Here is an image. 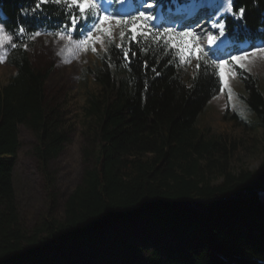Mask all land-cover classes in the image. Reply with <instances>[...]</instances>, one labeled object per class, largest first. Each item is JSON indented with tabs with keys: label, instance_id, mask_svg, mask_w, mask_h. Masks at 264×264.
<instances>
[{
	"label": "trees",
	"instance_id": "16d2710c",
	"mask_svg": "<svg viewBox=\"0 0 264 264\" xmlns=\"http://www.w3.org/2000/svg\"><path fill=\"white\" fill-rule=\"evenodd\" d=\"M35 7L36 0H0V25L16 45L8 43L6 50L15 73L0 86V264L35 258L41 264H137L131 235L138 226L162 240L146 250V264H264V136L254 170L235 173L228 154L213 157L223 144L206 140L195 127L221 89L212 54L195 53L200 67L186 82L176 51L154 42L156 27L132 40L121 24L111 40L104 34L95 64L82 70L83 169L56 209L50 164L67 134L60 111L46 98L49 71L35 67L29 51L34 34L55 35L71 9L51 0L33 12ZM230 7L222 20L231 54L243 50L239 44L245 41L248 49L264 45V0H234ZM241 7L244 16L236 19ZM79 28L71 34L80 39ZM121 43L130 49L127 59L117 47ZM233 70L243 85L241 100L264 129V81L237 66ZM88 78L99 85L98 93ZM20 126L36 138L34 151L52 202L31 224L19 212L13 182ZM211 169L219 182L208 178Z\"/></svg>",
	"mask_w": 264,
	"mask_h": 264
},
{
	"label": "rangeland",
	"instance_id": "374dc122",
	"mask_svg": "<svg viewBox=\"0 0 264 264\" xmlns=\"http://www.w3.org/2000/svg\"><path fill=\"white\" fill-rule=\"evenodd\" d=\"M181 1L170 0L164 7L163 3L158 0H137L135 3L130 0L128 5L131 10L138 9L135 10V13L144 11L155 16L156 13L160 12L161 16H156V19L147 21L151 27L172 28L176 32L191 28L197 34L198 39L195 42L203 49L202 53L212 54L211 62L218 58L230 61V56L240 54L221 52L219 46L222 43L221 37H219V29L212 27L213 22L220 21L222 16L228 12H224L216 18L214 14H209L205 5L206 0H189L185 7L180 5ZM96 2L102 5L101 10H106L108 14L130 15L129 12L125 13L121 10V0L117 1L115 8L109 6V0H96ZM146 3H151L154 6L147 7L145 6ZM214 4L222 5L219 0H215ZM198 6H201L202 9L200 15L189 18L187 16L189 10L193 8L191 15ZM120 26L116 24L115 20L111 24L105 23L103 25L104 28L110 29L113 35L117 34ZM91 27L92 23L87 29H91ZM39 33L40 35L34 37V44L29 51V57L35 67L49 71L45 82L46 98L49 104L56 106L60 111L63 118V129L67 134V141L61 152L50 164L55 178V204L59 211L62 201L79 182L83 169L82 149L85 145L83 133L86 123L84 110L86 95L81 82V74L84 68L95 64L96 55L92 50V43L87 45V50L77 46L76 41L83 40V35L79 39L71 33L65 32L64 38L61 39L57 35ZM209 33L218 37L216 42L211 45L208 43ZM69 35L72 37L71 41L68 39ZM93 36L100 38L96 40L94 45L95 49L99 51L103 44L104 34L93 31ZM7 45L8 43H5L0 46V86L5 85L15 73L14 68L6 61ZM213 51L216 55H213ZM248 52L250 53L249 57L242 61L245 64L244 70L252 73L260 82H263L264 52H256L255 54H252V50ZM177 57L180 75L184 81L188 82L197 67L195 54L186 57L185 62H181L178 55ZM235 66L239 67L238 65ZM226 71L227 86L223 87V91L220 89L219 93L207 103L198 116L195 127L205 134L206 140L215 137L223 144V148L215 151L213 157L222 160L223 155L228 154L233 172L237 173L242 168L254 170L262 160L264 129L241 100L240 95L244 94L243 85L233 67L229 66ZM88 87L96 93L100 90L99 85L92 78H88ZM35 144L34 134L29 129L20 126L19 146L14 158L13 182L19 212L27 224H31L33 218L45 213L52 205L38 166L34 151ZM204 163L205 160H202L201 165ZM207 176L213 183L220 181L215 169H211ZM141 227H137L136 232L131 235V239L137 247L134 254L136 263L146 264V250L153 246H161L162 240L157 235L147 234ZM122 250L126 251L128 247L123 245ZM11 264H41V262L40 259L35 258L27 262L16 261ZM92 264L97 263L93 262Z\"/></svg>",
	"mask_w": 264,
	"mask_h": 264
},
{
	"label": "snow or ice",
	"instance_id": "6c2138e0",
	"mask_svg": "<svg viewBox=\"0 0 264 264\" xmlns=\"http://www.w3.org/2000/svg\"><path fill=\"white\" fill-rule=\"evenodd\" d=\"M43 2H48V0H36V7L32 9L33 12L39 9L40 4ZM56 4H63V6L67 9H71L67 13L68 23H65L61 26V28L55 33V35L59 36L61 39L64 38V33H71L73 31H77V25H80L79 32L84 36L83 40H77L76 44L78 47H83L87 50V45L89 43L93 44L92 50L95 51V42L99 37L93 36V31L101 32L106 34L111 40L112 33L110 29H106L103 27L105 23L111 24L113 20H115L117 25L123 24L124 26L129 28V33L131 34V39L136 40L137 34L140 36H144V29L150 28L151 26L147 23L149 20H154L156 17L152 13H146L144 11H137L134 15H120V14H108L106 10H101L102 5L98 4L96 0H51ZM234 0H227V4L229 7L226 9L228 12H232V8L230 7L233 4ZM147 7H153L154 5L151 3H146ZM245 13V9L243 7L239 8L236 12L233 13L236 19H242ZM83 22V23H82ZM91 22V29L86 30V23ZM213 28L219 29V37H223L225 35V24L224 21L220 20L212 23ZM26 29L21 27L19 29V33H25ZM34 35H40L39 32ZM148 35H152L151 32ZM121 41L126 38V33L121 31L120 33ZM68 39L71 41L72 37L69 35ZM154 42L163 43L166 48H171L177 52V55L180 57L181 62H185L186 57H190L194 55L197 51L202 52L203 49L200 48V45L195 41L198 39L197 34L191 28H185L181 32H176L172 28L160 29L156 27L155 35L153 37ZM218 39L217 36L209 33L208 35V43L214 44ZM102 42V40H101ZM138 42V41H137ZM5 43H10L12 47H16L15 43L12 42L11 35H5L3 26L0 25V46H3ZM124 52L125 59L128 58V52L130 49L125 50L123 48V44L117 45ZM256 52H264V47H254L252 49V54ZM132 55H136L135 52ZM206 56L207 53H204ZM213 55H216L215 51H213ZM250 53L246 50H241L239 55H232L229 57V60L232 62V67L238 65L241 69L245 68V64L242 63L243 60H246L249 57ZM202 57L197 56V59H201ZM212 63L215 65L217 69V73L219 75L223 91V87L227 86L228 78L226 69L230 66L228 61L223 59L213 60ZM200 65H197L199 68Z\"/></svg>",
	"mask_w": 264,
	"mask_h": 264
},
{
	"label": "bare ground",
	"instance_id": "6f19581e",
	"mask_svg": "<svg viewBox=\"0 0 264 264\" xmlns=\"http://www.w3.org/2000/svg\"><path fill=\"white\" fill-rule=\"evenodd\" d=\"M214 1L215 0H209V1H207L206 0V8L209 10V14L210 15H212V14H214L215 15V17L216 18H218V17H220V15H222L224 12H228L226 9L229 7V5L227 4V0H219L220 2H221V4L223 5V3H224V5H223V7H222V5H215L214 4ZM193 10V8H191L190 10H189V15H187V16H190V13H191V11Z\"/></svg>",
	"mask_w": 264,
	"mask_h": 264
}]
</instances>
